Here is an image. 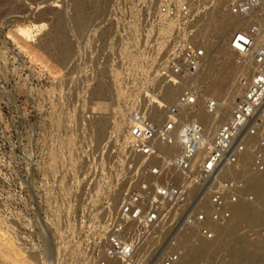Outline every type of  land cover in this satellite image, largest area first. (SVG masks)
Returning a JSON list of instances; mask_svg holds the SVG:
<instances>
[{"label":"rangeland","instance_id":"obj_1","mask_svg":"<svg viewBox=\"0 0 264 264\" xmlns=\"http://www.w3.org/2000/svg\"><path fill=\"white\" fill-rule=\"evenodd\" d=\"M138 1L115 0L111 2L113 7L101 16L97 9L105 0H0V229L7 234L5 242L13 243L33 264H51L53 260L54 264H81L95 239L93 216L104 213L115 200L122 204L148 165L150 158L139 161L136 155L126 161L127 178L132 182L124 196L119 195V167L127 145L130 149L132 145L127 132L129 123L119 124L117 131L112 128L118 112L124 109L129 122L132 111L141 113L130 100L143 96L155 106L165 107L162 119L147 118L163 123L182 89L176 79V68L184 44L198 42L210 53V61L200 75L201 94L212 83L205 78L206 71L214 68L220 72L226 66L231 52L229 41L239 26H245L242 22L239 25L234 17L220 32L235 0H153L162 15L160 28L151 27L149 42L142 45L134 31L137 19L133 15L123 16L118 8L123 3L134 7ZM172 2L188 4L190 14L165 17L161 8ZM81 13L88 15L91 24L84 31L75 27ZM97 16H101L100 20ZM142 17H150L149 12H140ZM116 22L119 27L115 37L126 40L129 46L122 53H115L111 45L102 46L98 38ZM175 35L180 37L179 51L160 62L164 58L162 46ZM91 39L95 41L92 44ZM69 45L74 49L70 66L53 59L56 50L64 51ZM242 64L226 76L225 90L232 87L237 77L244 76L240 72ZM73 67L77 71L68 76ZM151 78L159 80L158 88L150 86ZM77 79L85 84L82 93H77V89L67 93L56 90L58 83ZM168 86L176 92L165 102L163 90ZM71 104L76 114L74 122L65 118L71 112ZM200 105L198 100L189 117L196 118ZM101 121L109 126L102 128L98 125ZM71 133L84 139L102 136L100 159L93 155L92 147L84 148L82 142H73ZM76 149L81 152L79 176L71 165ZM180 185H185V181ZM68 189L74 198L68 197ZM251 191L256 201V189L252 187ZM260 203L262 222L241 224L218 255L223 264H232L230 251L238 246L257 247L264 256V201ZM165 228L151 239L156 245L141 264H159L160 253L174 251L169 245L174 233L164 235ZM73 232L76 241L70 247ZM192 238L189 233L176 246L187 251L193 243H199L200 239L195 242ZM106 239L94 251L96 258ZM139 254L138 251L137 259H142ZM212 259L204 258L193 264H211Z\"/></svg>","mask_w":264,"mask_h":264},{"label":"built area","instance_id":"obj_2","mask_svg":"<svg viewBox=\"0 0 264 264\" xmlns=\"http://www.w3.org/2000/svg\"><path fill=\"white\" fill-rule=\"evenodd\" d=\"M230 10L245 26L233 33L229 50L253 64L244 77L245 92L225 121L213 123L212 131L183 115L197 107L200 75L209 60L204 46L184 44L176 68L182 89L168 108L167 120L159 124L139 111L129 115L127 132L134 154L157 158L161 167L148 164L141 171L139 182L121 204L98 264H135L133 256L139 239L152 234L162 223L167 233H174L171 246L179 242L174 237L185 232H191L195 242L201 238L214 240L218 228L231 219L233 207L242 199L254 200V194L247 191V175L228 172L252 149L247 172L264 173V0H235ZM161 13L167 18L188 16L190 7L167 3ZM207 106L209 113L218 109L215 100ZM176 131L180 152L164 156L157 143L174 146ZM245 136L254 142L245 143ZM202 153L205 156L199 167L197 158ZM164 170L182 174L185 185L164 176ZM182 254V248L174 249L164 264L178 262Z\"/></svg>","mask_w":264,"mask_h":264},{"label":"bare ground","instance_id":"obj_3","mask_svg":"<svg viewBox=\"0 0 264 264\" xmlns=\"http://www.w3.org/2000/svg\"><path fill=\"white\" fill-rule=\"evenodd\" d=\"M114 1L105 0L106 3H103V5L99 6V9L97 10L100 12L101 16H104L107 13V11L111 8L112 4H114L111 2H114ZM77 8H79V6ZM118 8L123 16L133 15L137 19L136 20L137 25L134 31L136 35V40L139 44L144 45L145 43L149 42L148 40L150 39V36L148 35V31L151 29V27L156 26L157 28H160L159 25H160V20L162 18V15L159 13V5L154 3L153 0H139L134 7H128L127 3L118 4ZM140 12H149L150 17L140 18ZM234 17L236 18V21L240 25L241 20L238 17L229 13V19L228 21H225L222 23L220 27V32L223 31L227 27L229 21ZM88 23H89L88 15L86 13H81L80 17L78 18L75 24V27L79 31H84L89 26ZM118 27L119 26L116 22L113 27L110 26L109 29H106L101 34H99L98 38L102 46L111 45L112 50L115 53H122L128 50L129 46L128 44H126L125 42L126 40L124 41V39H122L121 37H115V30ZM242 28L243 27L239 26V29L237 30H240ZM179 39L180 37L176 36L174 37L172 41L168 42L167 44L165 45L162 44L164 45L162 46V50H163L162 55H164L163 56L164 58L161 59L160 62H163L165 59L172 58L176 54V52L179 51L180 45H181L179 42ZM89 42L92 44L95 41L91 39ZM191 42H195V41H191ZM195 43L198 44V42H195ZM198 45H201V44H198ZM73 50L74 49L70 45L64 51L59 50L58 52V50H56V52L53 53L54 54L53 59H55L59 63L62 62L63 64L70 66V64L72 63V51ZM209 61H210V53H209L208 62ZM225 62H226V66L220 72H216L214 68L210 69V72L206 71L205 78L208 80H211L212 83L206 88L204 92H202L201 94L198 93V100H200V104H201L197 112V115H196V118L198 119L189 117L190 115L189 112L183 114L189 119L197 120L203 123L205 126H207V128L211 129V131L213 129L212 128L213 123L223 122L232 114L234 104L236 103L237 99L240 98L242 94L245 92L244 82L246 79L244 77L248 76V73L251 72L252 67H253L252 63H249V64L247 63L246 65V62H249V61H247V59L243 60L239 54L234 53V52H230L229 58H227ZM240 63H243L242 66L240 67V72L242 74L245 73L244 76L241 75L242 77L241 76L237 77L232 87L229 88L228 90H225L226 76L228 75L230 70L236 69ZM74 71H77L75 67L72 68V72L68 73V76L73 75ZM151 79L152 80L150 81V86L154 88H158L160 86L159 80L157 78H151ZM85 88L86 87L82 79H77V81H72V82L65 81V82L58 83L56 85V90H58V92L61 91L64 93L72 92L74 89L78 90V91L76 90L77 93H82L85 90ZM175 92L176 91L173 89V87L171 86L166 87L163 90V94H164L163 96L165 97V102H169L170 99H172V97L174 96ZM213 100L217 102L218 109L214 113H209L207 111V108H208L207 105L209 104V102ZM130 102L133 103V105H136V107H139L142 115L145 118H149L153 121L162 119V114L164 111L163 108L165 107L159 108L158 106H155L150 101H148V99L146 100L143 96L136 97L130 100ZM70 108H71V112L70 114H67L65 118L66 120H68V122L69 121L74 122L76 120V114H75L73 105L70 106ZM126 118H127L126 111H124V109L120 110L117 115L116 125L112 127L114 131L118 130L119 124L125 126L128 123L126 122ZM166 120H167V116H166ZM98 125H100L104 129L105 127L109 126V124L108 125L106 124V121L105 122L101 121L98 123ZM78 136L79 135L75 133H71L72 141L75 142L76 144L78 142H82L83 143L82 145L84 148L87 146L92 147L93 155L96 158L100 159V156L102 153V136H94L92 138H87V139H84L82 136H79V137ZM245 138H246L245 143L247 144H251L252 142H254V140L250 137L245 136ZM157 144H158L160 152L164 156H172L180 152L181 146H180L177 131L175 135V145L174 146L164 147L159 143ZM134 155L135 154L132 148L130 149V145H127L126 151L124 152L123 162L120 164V167H119L120 169V172H119L120 173V188H119L120 194L119 195H121L122 197L128 191V187H130V184L132 182V179L127 178L128 171L126 170L127 169L126 161ZM243 155L244 156L241 158L239 164L237 166L231 167L228 173H231V174L233 173L244 174L245 173L248 177L247 191H251L252 187L255 188L256 189L255 195L258 199L256 198L257 199L256 201H255V198L253 201L242 199L238 204H236L233 207L231 219L225 225L218 228V232L214 240L208 241V240H204L201 238L199 240V243L197 244L193 243L187 251H183V254L181 258L179 259V261L174 264H193L196 261H201L202 259L208 258V257L213 258L211 264H223L221 260L218 259V255L221 250L225 249L227 242L234 236V234L237 232L241 224L245 222L250 223V224H259L262 222V212L259 206L261 204L260 202L264 201V173L263 174L248 173L247 167H248L249 162L252 159V155H253L252 149H248ZM204 156H205L204 153L198 155L197 161H198L199 167L202 164L201 160L202 158H204ZM135 157H137V160L139 161H142V159L145 158V157H140L137 155ZM80 158H81V152L76 149V151L73 154L71 165L73 167V172L75 173V175H78V176L81 175L82 173V169L79 165ZM147 163L151 165H155L157 167H161V160L157 158L156 159L150 158V160H148ZM163 174L164 176L174 177L179 183H182L184 180V177L182 174L176 173L173 170L172 171L164 170ZM138 182L139 180H137V183ZM97 187L98 186H96V188ZM67 192H68V197L70 199L74 198L73 192L70 189H68ZM79 198L81 201L82 196H80ZM80 201H79V206L82 207L83 205L80 204ZM84 202H87V199ZM120 205H121V202L115 200L110 204V207L104 213H102L99 216L97 215L93 216V222L97 228L96 235H95V239L92 241L88 250L86 251L84 259L82 260L81 264H98V261L102 255L103 249L106 245L107 239L105 243L103 244L97 258L94 255V251L96 250L98 246L100 247V244L102 245V239L108 237L109 234H107V231L112 225V223H114V221L116 220ZM84 208H85V205H84ZM88 213L89 211L87 212V214ZM164 228H165V225L162 223L158 226V228L152 234H150L147 237L139 239L136 251L133 256V261L135 264H141L142 263L141 260L150 256L152 252L151 251L152 247L156 245V241L151 240V239L156 237L158 232L160 233V231ZM167 229L169 230L171 228H167ZM60 232L64 233L65 231L63 228H61ZM189 233L191 234V232H185L183 233L185 235L183 234L177 235L174 237V240H177V239H178L177 241L183 240L184 237L187 238V235ZM166 234H167V231L165 232L164 235ZM6 236L7 234L2 229H0V259H1L0 264H33L30 261H28V258L25 257V255L21 253V251L15 248L13 243L5 242L7 240ZM75 241H76V233L73 232L70 235V247L73 246ZM47 244H48V241L46 242V246ZM173 248L175 250L180 249L178 246H173ZM138 251L140 252L139 255L141 256L142 259H137ZM168 253H169V250H165L162 253H160L159 256H161L162 260H157V263L164 264V259L167 257ZM230 255L232 256V257L230 256L232 259V261L230 260V262H232V264H240V262L243 264L244 261H245L244 262L245 264L246 262H251V263L255 262L256 264H264V256L260 252V249H258L257 247L247 249L242 246H238L230 251ZM52 263L54 264V260L51 261V264Z\"/></svg>","mask_w":264,"mask_h":264},{"label":"snow or ice","instance_id":"obj_4","mask_svg":"<svg viewBox=\"0 0 264 264\" xmlns=\"http://www.w3.org/2000/svg\"><path fill=\"white\" fill-rule=\"evenodd\" d=\"M243 39V38H242ZM239 47V46H238Z\"/></svg>","mask_w":264,"mask_h":264}]
</instances>
